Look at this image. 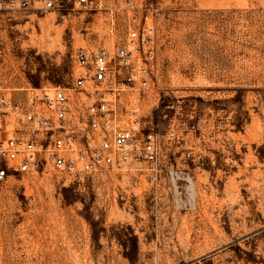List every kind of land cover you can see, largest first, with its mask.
<instances>
[{"label": "rangeland", "instance_id": "1", "mask_svg": "<svg viewBox=\"0 0 264 264\" xmlns=\"http://www.w3.org/2000/svg\"><path fill=\"white\" fill-rule=\"evenodd\" d=\"M145 8L154 81L121 92L117 120L157 135L158 173L144 160L81 177L11 172L0 264H264V0ZM113 9L1 12L0 87L68 86L80 50L115 57L141 13L135 21L124 0Z\"/></svg>", "mask_w": 264, "mask_h": 264}, {"label": "built area", "instance_id": "2", "mask_svg": "<svg viewBox=\"0 0 264 264\" xmlns=\"http://www.w3.org/2000/svg\"><path fill=\"white\" fill-rule=\"evenodd\" d=\"M114 1L0 0V13L43 9L112 14ZM124 2L135 21L141 14L138 23L127 24L128 41L119 45L115 57L106 48L80 50L75 55L80 73L68 86L25 95L0 87V183L11 172L81 177L131 160H144L153 175L158 173L157 135L143 134L138 120L133 127H122L117 120L122 111L117 99L124 89L150 90L157 57L156 26L146 12L147 0Z\"/></svg>", "mask_w": 264, "mask_h": 264}, {"label": "bare ground", "instance_id": "3", "mask_svg": "<svg viewBox=\"0 0 264 264\" xmlns=\"http://www.w3.org/2000/svg\"><path fill=\"white\" fill-rule=\"evenodd\" d=\"M58 35H59V34H58ZM190 189H191V191H192V193H193L192 196H194L195 186H194L193 184H191V185H190ZM192 199H193V198H192Z\"/></svg>", "mask_w": 264, "mask_h": 264}]
</instances>
